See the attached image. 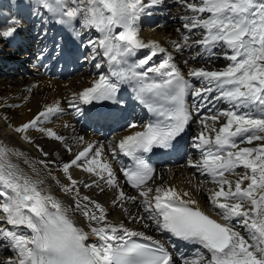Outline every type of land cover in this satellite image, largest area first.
<instances>
[{
  "label": "snow or ice",
  "instance_id": "1",
  "mask_svg": "<svg viewBox=\"0 0 264 264\" xmlns=\"http://www.w3.org/2000/svg\"><path fill=\"white\" fill-rule=\"evenodd\" d=\"M157 2L28 0L29 6L77 37L84 30L98 34L87 44L81 42L92 61L100 58L94 64L97 76L68 101L70 107L78 100L92 106L89 112L97 123H112L124 118V93L130 92V99L147 109L151 119L128 123L124 130L129 134L108 146L113 158L122 154L132 161V166L120 170L123 183L103 159L104 146L85 143L80 136V150L73 151L64 136L43 126L63 111L59 102L13 126L25 142L34 144L31 131L59 142L71 159L48 161L49 154L34 144L44 159L37 162L39 167L25 160L29 174L12 162V157L23 153L0 145V221L11 226H0V247L13 253L0 264H177L164 242L123 222L112 223L107 209L81 193L82 187L103 192L102 184L115 192L112 206L120 207L129 222L197 246L191 257L181 255L180 264H264V0H183L190 12L181 17L183 26L200 38L182 35L173 42L174 50L198 46L203 49L197 52L201 60L229 62L212 70L190 67L184 60L189 68L186 75L171 52L140 38L138 22L151 14L147 8ZM19 31L18 21L0 27V43H12ZM141 49L150 51L138 58ZM154 57L159 61L150 63ZM190 96L200 101L195 108L188 104ZM213 100L226 107L201 115L200 109ZM76 110L84 115L79 107ZM194 112L201 130L191 147L199 158L188 166L205 177L196 189L206 192L208 211L189 191L167 185L162 178L157 183L156 170L146 159L155 149L171 150L184 139ZM254 141L260 143L240 146ZM52 165L67 183L53 175ZM75 169L91 180L75 179ZM52 184L71 204L53 195ZM124 184L135 194H128ZM205 184L211 187L203 188ZM129 203L137 207L136 215L128 212ZM78 215L87 221V231L79 225ZM90 237L96 241L90 242Z\"/></svg>",
  "mask_w": 264,
  "mask_h": 264
},
{
  "label": "bare ground",
  "instance_id": "2",
  "mask_svg": "<svg viewBox=\"0 0 264 264\" xmlns=\"http://www.w3.org/2000/svg\"><path fill=\"white\" fill-rule=\"evenodd\" d=\"M191 2V0H189ZM190 15L186 4L183 3V0H178L177 9L174 12V16L181 26L184 28V20L181 17ZM177 23H173L169 26H165L163 29L153 28L149 30L148 35L144 37L145 42H156L160 46L166 48L171 52L178 63H183L186 60V57L182 52H176L173 47L174 41H180L181 30L179 29ZM185 29V28H184ZM186 32L183 35H189L190 40H194L195 35ZM197 31V30H194ZM151 36V37H150ZM191 47L188 48L190 51ZM202 52L203 49L201 48ZM6 52L9 59H4L2 53ZM201 52V51H200ZM195 53V52H194ZM196 61L198 62L197 53L195 54ZM11 59H15L17 62L19 59L26 64L30 63V66H33L34 73L33 75L23 74L20 69V76L17 79L9 81L5 79V83L0 81V145L8 146L10 149H14L17 152L23 153V156L20 158L12 157V162L19 165L26 173H31V169L25 163V160L30 161L32 164L39 165L37 162L42 157L41 153L37 151L34 144H38L41 148L44 149L49 155L47 157L48 161H67L71 159V156L65 151V148L57 141L47 138L43 133L39 131H31L29 135L31 136L34 144L25 142L22 140L14 131L13 126H17L28 120L32 119L33 116L44 110L47 106H53L59 102L60 107L63 109L61 113H58L56 117L51 119L49 122L45 123L43 126L45 128H50L57 132L59 135H62L66 138V143L72 146L73 151L80 150V144L77 140V137L83 136L85 143H92L99 146H104L103 159L106 160L114 169L117 174L118 179L123 183V178L121 172L117 168V156L113 158L112 154L108 152V146L111 143L112 145L119 139V136L111 137L109 139L101 138L100 135L93 134L82 130L73 119V115L68 109V99L76 97L82 89H84L88 84L85 80L90 81V78H84L76 76L70 80L60 81L55 78L45 76L39 69L34 67L35 59L33 56H28L20 53L17 49H12L7 47L5 43H0V65L7 69V63ZM208 60V59H206ZM211 67L216 69H222L227 64L228 61H219L216 63V59L209 60ZM201 64H205L203 61ZM182 68V66L180 67ZM12 70H9L10 73ZM23 74V75H22ZM4 81V79H3ZM7 117V119H5ZM67 125V127H66ZM129 134L126 132L124 135ZM123 135V136H124ZM260 142L254 141L252 145H246L244 147H253ZM193 158L186 159L184 162L177 164L174 167L163 168L156 173L157 183L163 182L167 185H172L178 190L189 191L192 193L194 199L198 200L201 207H204L208 211L207 203V194L204 191H197L196 186L200 183L201 180H205L204 176L199 175V173L189 167V162L193 161ZM52 173L54 176H57L61 179L62 182L67 183L64 180L63 173L60 172L55 165H52ZM73 176L77 180L90 181L91 177L78 170H73ZM234 178V177H233ZM51 183L49 179L47 181ZM247 183V182H245ZM105 191L101 192L99 188L93 187L91 189L81 188L82 195H88L91 199L102 204L105 209L108 211V219L112 223H121L123 222L126 227L143 231L148 230V235H152L156 239H166L168 235H161L157 233L153 228H144L141 224L131 223L128 220L127 215L120 207H113L112 200L115 196V192L110 190L105 185ZM211 187L209 184L203 185V188ZM124 190L130 194L134 195L135 192L130 191L127 186L124 184ZM51 191L53 195L61 199L65 204H67L69 197L65 196L55 184H52ZM128 212L132 215H136L138 209L136 206L131 203L126 205ZM150 223V222H149ZM11 227V226H7ZM96 239L95 237H90V240ZM93 242V241H92ZM2 243V242H0ZM94 243V242H93ZM8 248L0 247V259L3 258ZM9 251L12 252L11 249ZM194 250L189 249L188 255H193Z\"/></svg>",
  "mask_w": 264,
  "mask_h": 264
},
{
  "label": "rangeland",
  "instance_id": "3",
  "mask_svg": "<svg viewBox=\"0 0 264 264\" xmlns=\"http://www.w3.org/2000/svg\"><path fill=\"white\" fill-rule=\"evenodd\" d=\"M21 74H20V72L19 73H15V75L13 76V77H10L9 75H0V81L2 80V82H4L5 83V79H7V77H9V81H11V80H13V79H17V77L18 76H20ZM13 78V79H12ZM3 79H4V81H3Z\"/></svg>",
  "mask_w": 264,
  "mask_h": 264
}]
</instances>
